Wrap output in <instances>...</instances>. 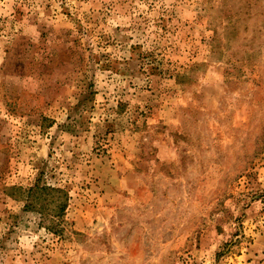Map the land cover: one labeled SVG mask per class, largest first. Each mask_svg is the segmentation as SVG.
Wrapping results in <instances>:
<instances>
[{"label":"rangeland","instance_id":"obj_1","mask_svg":"<svg viewBox=\"0 0 264 264\" xmlns=\"http://www.w3.org/2000/svg\"><path fill=\"white\" fill-rule=\"evenodd\" d=\"M0 264H264V0H0Z\"/></svg>","mask_w":264,"mask_h":264},{"label":"trees","instance_id":"obj_2","mask_svg":"<svg viewBox=\"0 0 264 264\" xmlns=\"http://www.w3.org/2000/svg\"><path fill=\"white\" fill-rule=\"evenodd\" d=\"M69 194L43 183L42 177L27 192L25 211L41 217V224L54 234L62 232V222L69 206Z\"/></svg>","mask_w":264,"mask_h":264}]
</instances>
